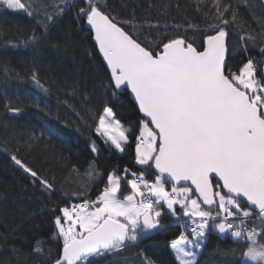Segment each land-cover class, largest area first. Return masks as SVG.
<instances>
[{
    "label": "snow or ice",
    "instance_id": "snow-or-ice-1",
    "mask_svg": "<svg viewBox=\"0 0 264 264\" xmlns=\"http://www.w3.org/2000/svg\"><path fill=\"white\" fill-rule=\"evenodd\" d=\"M81 2L76 19L90 26L112 95L130 91L143 115L134 148L141 170L113 167L91 198V182L104 173L90 162L82 190L72 194L80 202L53 209L49 239L58 251L53 259L49 249L48 259L52 264H97L105 256L139 248L144 238L167 227L163 220L168 215L187 230L171 244L179 264H197L208 236L216 232L244 245L227 250L230 264H264V60L249 55L257 37L236 31L238 10L221 0H213L214 22L172 26L177 33H202L198 44L187 35L170 36L167 26L149 39L133 30V20H118L108 0ZM74 6L72 0H0V11L22 12L45 32ZM232 35L239 38L238 48ZM39 39L33 32L27 40H7L6 47H26ZM259 43L264 56V38ZM237 51L243 58L234 64ZM38 75L33 69L30 78L47 92ZM35 106L40 108L38 100ZM48 131L59 137L54 129ZM130 131L113 107H103L95 132L106 144L124 153ZM43 136L44 131L39 136L30 132L25 143L37 144ZM90 148L98 152L95 141ZM11 159L45 192H55L54 182L17 155ZM74 171L79 174V168ZM45 243L37 239L33 254L43 256ZM138 255L142 264H155L143 249Z\"/></svg>",
    "mask_w": 264,
    "mask_h": 264
},
{
    "label": "trees",
    "instance_id": "trees-1",
    "mask_svg": "<svg viewBox=\"0 0 264 264\" xmlns=\"http://www.w3.org/2000/svg\"><path fill=\"white\" fill-rule=\"evenodd\" d=\"M72 2L75 6L58 17L46 32L22 12L0 11V264H52L48 250L51 249L53 259L58 251L57 245L49 239L53 209L80 202L72 194L82 190L83 174L90 162L95 161L104 173L91 182V198L103 187L113 167L141 170L135 164L134 148L135 136L139 134L138 123L143 117L128 90L118 96L112 95L108 87L109 71L90 28L87 24L76 25L72 18V13L84 5L81 0ZM108 4L109 11L118 20H133L137 26L133 30L152 40L155 35L150 33H163L167 26L170 36L187 35L198 44L202 33L191 30L177 33L171 30L172 26L187 28L191 23L203 27L206 22H214L213 0H108ZM221 4H230L238 10L236 31H247L257 37L258 43L250 47L249 55L264 60L258 51L259 41L264 38V0H221ZM33 32L40 37L38 42L15 49L6 47L7 40H27ZM231 41L238 48V36L232 35ZM242 58L237 51L233 63L238 64ZM33 69L48 88L47 92L41 91L31 80ZM15 73L22 78H17ZM37 100L40 108L35 106ZM111 100L124 104L133 114L125 123L126 127L131 126V131L128 133L130 145L124 153L110 147L95 132L98 117ZM9 104L22 111H8L6 105ZM49 129H54L63 139L56 134L50 135ZM41 131L44 136L39 143H25L30 132L39 136ZM92 141H95L97 153L91 151ZM11 155H17L54 182L55 192H45L39 183H34L33 178L12 161ZM74 166L79 168V174ZM56 214L59 215V211ZM163 223L167 227L144 238L139 248L105 256L97 264H142V257L138 255L140 249L155 264H179L170 244L183 227L168 215ZM39 238L46 241L43 256L32 252ZM243 247L227 234L213 233L208 236L197 264H230L232 255L227 250Z\"/></svg>",
    "mask_w": 264,
    "mask_h": 264
},
{
    "label": "rangeland",
    "instance_id": "rangeland-1",
    "mask_svg": "<svg viewBox=\"0 0 264 264\" xmlns=\"http://www.w3.org/2000/svg\"><path fill=\"white\" fill-rule=\"evenodd\" d=\"M72 18H73L74 22L76 23V25H78L80 27L86 24V22L84 20L77 21L76 12L72 13ZM119 104L121 106L116 105V104L115 105L112 104L110 106L113 107L114 111H116L117 118H119L122 123L128 122L130 119H132V117H130V116H133V115H131L132 111L127 106H125L124 104H121V103H119ZM127 115H129V116L127 117ZM171 244H172V242H171ZM171 244H170V246H171ZM171 250H172L173 254L175 255L172 248H171Z\"/></svg>",
    "mask_w": 264,
    "mask_h": 264
},
{
    "label": "water",
    "instance_id": "water-1",
    "mask_svg": "<svg viewBox=\"0 0 264 264\" xmlns=\"http://www.w3.org/2000/svg\"><path fill=\"white\" fill-rule=\"evenodd\" d=\"M88 27L90 28V26H88ZM97 48H98V45H97ZM98 52H99L100 57H101L102 60H103V56H102V53L99 51V48H98ZM103 62H104L105 65H106V62H105L104 60H103ZM128 92H129V94H130V91H128ZM130 96H131V98H132V100H133V102H134V105H135V107H136L138 113L143 117L142 113H140L139 110H138V106H137V104H136V102H135V100H134V97H133L131 94H130Z\"/></svg>",
    "mask_w": 264,
    "mask_h": 264
},
{
    "label": "crops",
    "instance_id": "crops-1",
    "mask_svg": "<svg viewBox=\"0 0 264 264\" xmlns=\"http://www.w3.org/2000/svg\"><path fill=\"white\" fill-rule=\"evenodd\" d=\"M120 105L117 101H115V100H111L110 102H109V104H108V106H110V105ZM121 106V105H120ZM131 115H133L132 113H131ZM129 115H127V117H128ZM130 117H133V116H130ZM130 119V118H129ZM126 123V122H125ZM125 123H123V124H125Z\"/></svg>",
    "mask_w": 264,
    "mask_h": 264
},
{
    "label": "built area",
    "instance_id": "built-area-1",
    "mask_svg": "<svg viewBox=\"0 0 264 264\" xmlns=\"http://www.w3.org/2000/svg\"><path fill=\"white\" fill-rule=\"evenodd\" d=\"M73 203H79V202H73ZM187 232V230H185Z\"/></svg>",
    "mask_w": 264,
    "mask_h": 264
}]
</instances>
